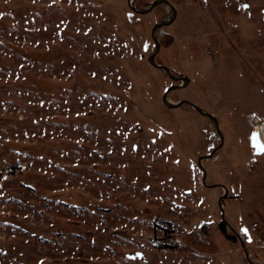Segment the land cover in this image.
Wrapping results in <instances>:
<instances>
[{
    "label": "rangeland",
    "instance_id": "1",
    "mask_svg": "<svg viewBox=\"0 0 264 264\" xmlns=\"http://www.w3.org/2000/svg\"><path fill=\"white\" fill-rule=\"evenodd\" d=\"M170 1L156 61L218 119L212 187L219 134L148 61L167 7L0 0V264H264L219 228L264 232V0Z\"/></svg>",
    "mask_w": 264,
    "mask_h": 264
},
{
    "label": "water",
    "instance_id": "2",
    "mask_svg": "<svg viewBox=\"0 0 264 264\" xmlns=\"http://www.w3.org/2000/svg\"><path fill=\"white\" fill-rule=\"evenodd\" d=\"M127 3H128V6L130 7V9L137 14H147V13L151 12L155 7L160 6V5L165 6L168 9L167 15L162 20L156 22L151 29V36H152V39L154 41V49H153L152 53L150 54L148 61L153 66H155L159 69H162L173 81L178 82V83H175V84L171 85L170 87H168L166 89V91L163 93V95H162L163 104L168 108H177L183 104H187V105L191 106L193 109L198 111L200 114L207 116L210 119V121L213 123V125L216 129V132L219 134V136L221 138L220 144L215 149H213L211 153H209L208 155H203V156L199 157V159H198L199 167L203 171L202 178H201L202 183L204 185H207L210 187L216 186V184L210 185V184L206 183V180H205L206 179V172L204 170V166H203L202 161H203V159L211 158L214 155V153L223 144V135H222L221 129L219 127L218 119L214 114L206 111L205 109H203L202 107H200L199 105L193 103L192 101H190L188 99H182V100H179L176 102L169 100V98H168L169 94L172 91L186 85L190 79H189V77H186V76L173 74L167 65L158 63L156 61V55L158 54V52L161 48V44H160V41L158 38L159 31L162 27L168 26L174 22L176 15H177V9H176L175 5L170 0H153L149 5H147L144 8H138L135 5V0H127ZM256 155L257 154L255 153V154H252L251 156L255 157ZM224 188H225V193L219 199L220 207H222V198L227 195V188L226 187H224ZM219 228L227 239H230L234 242L237 240H240V242L244 248H245V242H251V240H252L249 229L246 226H242L241 227L242 234H239L226 221L223 211H222V215H221V220L219 222ZM229 229H231L232 232H229L228 231ZM243 229H247V233H245L243 231ZM245 250H246V248H245ZM246 256L248 257L247 253H246ZM252 263L258 264L255 262H252Z\"/></svg>",
    "mask_w": 264,
    "mask_h": 264
},
{
    "label": "crops",
    "instance_id": "3",
    "mask_svg": "<svg viewBox=\"0 0 264 264\" xmlns=\"http://www.w3.org/2000/svg\"><path fill=\"white\" fill-rule=\"evenodd\" d=\"M255 158H256V160L263 159L264 158V153H260V154L256 155ZM238 191L239 190L237 189L236 192H238ZM236 196H237V198L240 199V202L242 201V199L244 200L246 198V197L245 198L242 197V191L239 194H237ZM240 219L241 220L240 221L238 220L237 223L240 226H246V227H248V229L250 231V234H251V237H252V240L251 241H253L255 243H259V244L261 243V244H263L264 243V232H261V230L259 229V226L258 225H253V226L252 225L251 226L250 225H246L244 223L243 219L242 218H240Z\"/></svg>",
    "mask_w": 264,
    "mask_h": 264
},
{
    "label": "snow or ice",
    "instance_id": "4",
    "mask_svg": "<svg viewBox=\"0 0 264 264\" xmlns=\"http://www.w3.org/2000/svg\"><path fill=\"white\" fill-rule=\"evenodd\" d=\"M241 7H247V5H241ZM252 147L259 153H264V140H261L260 133L258 131H253L250 134ZM245 233H247V229H243ZM140 255V254H137Z\"/></svg>",
    "mask_w": 264,
    "mask_h": 264
},
{
    "label": "bare ground",
    "instance_id": "5",
    "mask_svg": "<svg viewBox=\"0 0 264 264\" xmlns=\"http://www.w3.org/2000/svg\"><path fill=\"white\" fill-rule=\"evenodd\" d=\"M254 131H258L259 132L260 129L257 127V128L254 129ZM260 138H261V140H264L263 136H261V135H260ZM250 140H251V138H250ZM251 144H252V142H251Z\"/></svg>",
    "mask_w": 264,
    "mask_h": 264
},
{
    "label": "trees",
    "instance_id": "6",
    "mask_svg": "<svg viewBox=\"0 0 264 264\" xmlns=\"http://www.w3.org/2000/svg\"><path fill=\"white\" fill-rule=\"evenodd\" d=\"M163 246L170 247V248H174L175 247V245H170V244H164Z\"/></svg>",
    "mask_w": 264,
    "mask_h": 264
}]
</instances>
